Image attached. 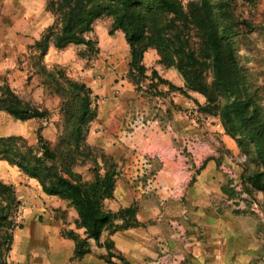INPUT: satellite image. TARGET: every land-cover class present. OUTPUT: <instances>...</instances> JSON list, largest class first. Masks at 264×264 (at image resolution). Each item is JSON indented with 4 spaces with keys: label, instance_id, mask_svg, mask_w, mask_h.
<instances>
[{
    "label": "rangeland",
    "instance_id": "374dc122",
    "mask_svg": "<svg viewBox=\"0 0 264 264\" xmlns=\"http://www.w3.org/2000/svg\"><path fill=\"white\" fill-rule=\"evenodd\" d=\"M55 1L57 0H0V79L8 83L24 100L51 112L49 119L21 121L5 111H0V136H22L29 144H35L38 129L42 128V133L51 147L59 155L70 151L76 158L75 171L81 173L84 180L90 181L97 171L104 173L101 165L100 169H97L94 160L97 158L102 162L101 156L106 153L87 142L92 122L97 117L89 124V131L84 141L92 149L82 148L85 156H81L74 149L70 129L65 125L68 121L71 123L69 115L76 99L67 87L66 78L89 86L93 91L92 105L98 106V102L102 99V96L97 94L99 82L103 88L107 85V83L103 84L107 81L105 68L112 66V72L116 76L115 82L127 77L130 48L122 31H117L114 35L109 34L112 18L101 16L94 21L93 31L87 34L88 37L97 41V52L88 51L83 44H71L64 49H58L53 42H50L47 54L40 55L41 50L36 46V42L50 26L58 23L57 15L53 12L56 7H51ZM181 1L186 4L191 0ZM212 1L226 4L218 13L221 16L222 25L227 28L222 30V34L235 50L242 79L241 95L249 97L253 104L261 107L264 112V0ZM194 39L197 41V38ZM151 49L148 50V63L153 62L158 55L153 48ZM96 66L99 70L93 71L92 68ZM123 69L126 71L123 72ZM151 69L152 67L149 68V74ZM212 80V71L208 70L207 82L211 83ZM149 83L150 80H144L142 89L134 87L135 95L139 94L150 99L149 117L142 118L141 114H132L131 118L144 122L157 118L162 124L167 123L172 118L168 113V107L175 105L171 104V101L173 102L171 90L167 85L165 87L160 85L162 94L157 95L154 90L147 92L146 86ZM122 85L124 87L126 83ZM187 98L194 105L182 111L189 122L203 127L207 122L219 118L198 110L194 100L205 103L206 97L203 94L190 91ZM129 100L131 102L127 101V105L143 104L138 96ZM205 134L206 132L203 138L208 139L209 145L207 153L201 158L195 157L193 151L196 147L194 148L190 143L184 148L183 154L186 159L183 163L188 164L189 182L195 179V174L205 167L209 158L216 157L215 171L223 173L224 185L228 191L226 202L228 201L229 205L235 206V209H240L248 216L256 215L264 222V192L252 188L248 181L249 175L262 169L256 148L248 144L242 149L238 143L241 135L234 137L229 134L237 144V150L234 152L217 144L212 137ZM189 142H193L190 134ZM106 155L108 160L112 157ZM0 179L13 184L21 200L17 214L19 227L14 231L8 264H49L48 252L58 242L62 230L68 227H62L59 234L53 218L42 209L47 204L48 198H45L37 179L33 180L23 175L17 166L1 158ZM44 199H46L45 202ZM183 210V206L179 209L174 207L167 213V218L162 216L161 221L156 220L158 222H155V226L160 228L163 226L164 233L157 231L153 235L150 234V238L148 236L146 247L148 254L138 264H189V243L185 239L187 228L178 219L179 213L182 214ZM53 211L52 214L57 217L64 215V220L71 218L68 210L53 208ZM104 232L103 243L110 239L108 238L109 230ZM143 244L145 245V242ZM118 252L122 253L115 247L114 253L118 255ZM107 253L106 248L93 243L91 254L87 258L72 259L71 257L67 264H126L117 256L108 261ZM252 264H264V253L254 259Z\"/></svg>",
    "mask_w": 264,
    "mask_h": 264
},
{
    "label": "trees",
    "instance_id": "16d2710c",
    "mask_svg": "<svg viewBox=\"0 0 264 264\" xmlns=\"http://www.w3.org/2000/svg\"><path fill=\"white\" fill-rule=\"evenodd\" d=\"M225 5L212 0H191L186 4L181 0H57L51 7H56L53 12L58 23L43 33L36 46L42 56L47 54L50 42L58 49L83 44L88 51L97 52V41L87 34L93 31L97 18L111 17L109 34L122 31L130 48L127 78L137 89H142L144 80H150L146 91L154 90L157 95L162 94L161 84L187 97L190 91L203 94L205 103L194 100L198 110L218 116L228 134L241 135L238 143L242 149L248 144L256 148L262 169L249 175L248 181L252 188L264 192V112L249 97L241 95L242 79L235 50L222 34L227 28L222 25L218 13ZM151 48L157 51L160 64L179 71L184 86L175 85L155 68L148 73L144 57ZM208 70L213 74L211 83L207 82ZM66 81L76 100L69 115L71 123L68 121L65 127L70 129L74 149L85 156L82 148L92 149L84 141L89 124L98 116V106L92 105L93 91L89 86L69 78ZM0 111L21 121L49 119L51 116L49 110L24 100L1 79ZM101 157L102 162L97 158L94 161L97 169L102 166L104 173L97 171L92 180L86 181L74 169L76 158L70 151L59 155L44 137L42 128L38 129L35 144H29L22 136H0L1 159L17 166L23 175L37 179L44 193L66 200L68 206L76 210L75 228H64L61 232L63 237L74 241L72 259L91 253V240H94L98 246L107 249L108 261L117 256L130 264L122 253H114L112 239L103 243L101 237L106 230L114 234L119 230L145 226V223L137 218L139 207L136 204L122 206L117 211L105 206L106 199L115 197L118 171L112 157L109 160L106 154ZM225 191L228 193L226 188ZM20 206L15 186L0 179V264H8L14 231L19 227L17 214ZM61 218L64 219V215ZM77 229H82L83 233Z\"/></svg>",
    "mask_w": 264,
    "mask_h": 264
},
{
    "label": "crops",
    "instance_id": "0c3cea01",
    "mask_svg": "<svg viewBox=\"0 0 264 264\" xmlns=\"http://www.w3.org/2000/svg\"><path fill=\"white\" fill-rule=\"evenodd\" d=\"M147 57L148 51L144 57L148 68H155L175 85L184 86V79L176 68L160 64L158 55L151 63L147 62ZM92 70L98 71L99 67ZM105 70L107 81L103 84L107 85L103 88L99 82L97 94L102 99L98 102V116L92 122L87 142L102 149L117 163L115 197L106 199L105 206L117 211L122 206L136 204L139 207L137 218L145 223V226L119 230L108 238L114 241L115 247L131 264H138L148 254V236L150 238V234L157 231L163 232V226H155L156 220L161 221L162 216L167 218V213L174 207L179 209L183 206V213H179L178 219L187 228L185 239L189 243V264H252L264 253L263 219L256 215L248 216L226 202L225 179L221 171H215L216 157L209 158L192 182H189L188 164L183 163L186 159L183 151L189 143L196 147L193 151L196 158L207 153L209 141L203 138L204 132L217 144L234 152L237 150L235 139L227 134L220 118L207 122L203 127L189 122L182 111L192 107L193 103L180 93L171 91L173 104L182 110L168 107L172 118L167 123L162 124L157 118L136 121L131 118L132 114L149 117L150 99L135 95V85L127 77L115 82L112 66H107ZM123 83H126L124 87ZM161 86L165 87L164 84ZM135 96L140 97L143 104L127 105V101L131 102L129 99ZM189 134L193 142H189ZM43 194L48 199H44L47 204H43L46 208L42 209L53 218L58 233L62 227L75 228L76 210L58 196ZM53 208L68 210L71 218L64 220L53 215ZM77 231L83 233L82 229ZM104 237L105 232L101 242ZM91 243L95 241L91 240ZM74 246L73 240L61 235L48 252L49 264L69 263Z\"/></svg>",
    "mask_w": 264,
    "mask_h": 264
}]
</instances>
